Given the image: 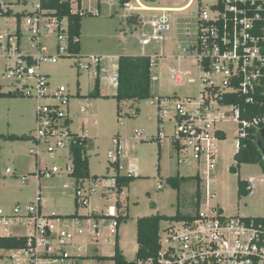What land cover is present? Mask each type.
I'll use <instances>...</instances> for the list:
<instances>
[{
  "label": "rangeland",
  "instance_id": "rangeland-1",
  "mask_svg": "<svg viewBox=\"0 0 264 264\" xmlns=\"http://www.w3.org/2000/svg\"><path fill=\"white\" fill-rule=\"evenodd\" d=\"M214 1L156 0L150 3L148 0H131L132 6L140 8L126 14L124 7H120L117 0H82L81 12L90 14L83 16L81 21L80 61H85V58L90 56L100 58L104 64L101 70L105 71L107 77L111 70L116 69L119 56H149L152 60L151 77L153 79L150 99L130 101L118 106L113 97L116 88L109 84L104 74L101 73L97 80L94 76L96 70L94 66L86 71H78L76 63L78 60L73 57L65 56L58 59L56 64L42 63L39 66V72L47 76V91L50 94L57 88L63 87L71 96L70 103L76 106L71 127H77V132L90 140L86 152L89 173L101 179L96 186L91 180L82 183L84 189L91 185L94 190L90 195L89 207L81 208L77 213L86 215L95 212L98 215L108 216L107 208L109 206L116 208V202L121 201L128 214L126 222L120 225V246L126 260H133L135 257L137 218L157 214V212L166 216H172L176 212L192 215L197 210L195 196L197 183L194 177L199 171L203 179H206L203 174L204 163L196 165L193 161H189L191 157L184 153L179 154V158L188 157V163L177 164L178 155L172 144L176 120L174 117H169L164 118L163 123H160L158 110L152 104V100L158 97L177 96L183 105L184 112L195 113L196 110L186 105L185 100L186 97H190L193 102H200V91L205 85L201 79L204 73L196 63V52L192 49L187 52L185 47L196 43L198 10ZM2 2L5 7L12 10L13 14L9 17H0V33L18 35L17 45L23 55L36 54L38 43L54 52V35H50L45 29L50 22L48 17L41 18L39 34L34 37V40H31L33 34L25 25L26 13L35 10L38 0H27L26 4L20 0H2ZM21 12L25 15L18 21L14 14ZM135 14L140 16L143 23L131 32L126 25V17ZM161 16L174 19V31L167 34L164 39L155 38L152 28V22ZM143 38L147 40L146 44H141ZM178 57H181L179 62ZM14 61L13 57L0 58V92L2 93L14 91L25 83L24 80L17 83L3 77L5 65L13 64ZM174 69L189 72L190 76L184 83L177 85L172 80L171 72ZM210 80L216 85H222L217 77H211ZM95 82L99 84L100 96L93 98L90 94L94 91ZM77 92L84 97H76ZM86 98L90 101L89 110L94 117L80 114L78 110L79 101ZM54 102L56 100L51 97L36 99L19 96L0 99V135H30L35 128V109L38 103L43 107ZM210 105L214 108L218 107L215 100H211ZM137 108L139 112L136 114ZM219 110L221 112L222 109ZM86 117L87 121H84L83 118ZM217 126L224 133L225 138L215 142L217 165L208 178L207 185L208 192L213 197H208L206 206L205 186L201 184L204 180L198 177L197 179L201 180L199 184L202 192L199 206L203 210L209 206L219 207L225 216L264 218V175L260 166L242 165L237 174L230 173L229 167L235 164L233 156L237 151V124L233 116H228ZM115 139L119 140L122 148L123 170L119 172V175H126L129 171L128 174L136 178L121 193L115 189H111L108 193L106 179L115 175V170L109 163L111 159L108 157V152L113 151L115 154L116 148L113 144ZM34 146L31 140L0 142V209L10 212L18 205L24 213L29 203L35 201L36 194L40 193L41 210L44 216L73 215L76 211L75 179L69 176L66 170V165L70 164L69 151L64 149L48 153L43 150L42 144L39 156L36 157L30 152ZM36 162L41 170L55 164L60 171L51 179L37 181L34 175L37 171ZM7 168L13 174H6ZM22 176L28 179L27 183H22L20 179ZM176 176L184 180L175 190L166 182V178ZM249 178H253L256 184L254 194L238 197L237 181H247ZM37 182L40 183V189ZM64 184L68 185L67 189H63ZM101 219L99 223H96L94 219L78 222L74 218H66V229L72 234V239L68 240V245L62 248L67 255L75 258L63 261L51 259L48 264H74L75 261L77 264H101L88 256L98 254L111 256L115 239L114 236L108 235V227L113 221L110 218ZM53 223L56 229L61 228V222L54 220ZM96 225L101 230V238H103L101 242L104 243L97 251L90 246L93 244L97 246L95 241L93 243L96 236L90 233ZM79 226L83 234L73 236ZM165 226L166 223H162L160 228ZM19 233L26 235L27 232L13 227L7 230L0 229V236ZM107 236L110 238L105 243L104 239ZM53 245L57 248L56 242ZM23 258L21 252L0 250V264H30ZM48 260L43 264H47Z\"/></svg>",
  "mask_w": 264,
  "mask_h": 264
},
{
  "label": "built area",
  "instance_id": "built-area-1",
  "mask_svg": "<svg viewBox=\"0 0 264 264\" xmlns=\"http://www.w3.org/2000/svg\"><path fill=\"white\" fill-rule=\"evenodd\" d=\"M62 1L70 2L73 11L76 10V0ZM123 7L126 14L137 9L130 3ZM8 8L0 0V9ZM42 17L48 16L40 10L38 1L35 10L32 14H28L25 20L26 27L33 34L31 40L39 34ZM197 18L196 43L185 47L187 52L189 49L196 52V63L204 73L201 79L205 85L200 91V102L195 103L190 97H186L185 100L186 105L196 110L195 113L184 112L177 96L158 97L152 100V104L158 110L160 123H163L164 118L169 117H174L176 120L172 143L176 146L177 164L188 163V157L179 158V154L184 153H187L191 157L189 161H193L196 165L204 163L203 174L206 179H203L199 171L195 177L204 180L201 184L205 186L204 203L207 206L208 197H213L208 192V178L217 165L215 142L218 140L216 132L220 130L217 124L228 116L234 117L238 128L236 144L238 149V137H244L246 129L260 123L259 119L240 120L239 109L232 105L219 104L217 97L220 93H240L245 96V102L251 104L258 88H264V0H215L205 8H200ZM48 19L50 22L45 29L50 35H54V52L38 43L36 54L23 55L17 45L18 35L0 33V58L13 57L15 60L13 64L5 65L3 77L17 83L24 80L25 83L21 87L15 88L24 97L36 99L51 97L56 100L43 107L38 103L35 109V128L30 134V140L35 146L30 152L36 157L39 156L42 144L43 150L48 153L67 149L70 154V146L74 142L72 132L66 123L71 96L63 87L57 88L50 94L47 91V76L39 72L42 63L56 64L58 59L71 57L68 53L67 20L65 18L58 20L55 17ZM152 28L155 38L164 39L167 34L174 31V19L161 16L152 22ZM141 43L146 44L147 40L143 38ZM26 56H30L31 64L27 63ZM80 58L81 56L76 57L78 71H86L94 66L96 69L94 76L97 80L101 73L105 76V71L101 70L104 64L100 58L90 56L86 57L85 61H80ZM180 60L181 57H178V62ZM171 74L173 82L177 85L184 83L190 76L189 72L180 69L172 70ZM211 77H217L222 85L213 83ZM105 78L116 88L117 67ZM215 89L217 92L211 93ZM211 100L216 101L217 108L210 105ZM219 109H222L221 112ZM113 144L116 148L115 154L109 151L108 157L111 159L110 162H117L120 142L115 139ZM71 159L70 154V164L66 165L69 176L73 171ZM120 169L119 165L118 170ZM59 171L60 168L52 164L43 170L38 167L34 175L37 181L48 180ZM5 173L13 174L9 168ZM71 177L75 179L74 176ZM20 179L22 183L28 181L25 176ZM200 179L198 180L201 181ZM84 181L89 180H74V203L78 209L89 207L90 195L94 190L91 185L84 189L82 185ZM91 181L96 186L101 179L95 178ZM62 187L67 189L68 185L64 184ZM111 189L117 191L115 176L106 179V191L110 193ZM255 189L253 178H249L248 195L252 196ZM41 206L40 193H37L35 201L29 203L24 213L18 205L10 212L0 209V229L7 230L13 227L27 232L26 235L20 233L8 235L24 236L27 239V248L12 251L21 252L23 260L30 264H43L47 259L49 262L51 259L63 261L75 258L67 255L62 248L72 239V234L66 229V218L57 215L46 217L42 214ZM107 209L108 216L114 218L110 233L115 235L117 229L115 217L124 215V212L111 206ZM54 220L61 222V228L56 229ZM164 223L166 226L159 231V253L156 264H264V221H254L242 216H225L216 206H209L206 210L199 206L190 219ZM90 233L96 234L94 229ZM76 234H83L80 227L76 228L73 236ZM55 242L57 248L53 245ZM53 256L55 258H50ZM74 264H77V261ZM137 264H152V262Z\"/></svg>",
  "mask_w": 264,
  "mask_h": 264
},
{
  "label": "trees",
  "instance_id": "trees-1",
  "mask_svg": "<svg viewBox=\"0 0 264 264\" xmlns=\"http://www.w3.org/2000/svg\"><path fill=\"white\" fill-rule=\"evenodd\" d=\"M19 1V0H18ZM27 3V0H20ZM40 10L45 16L55 17L58 20H67V39H68V53L71 57H79L80 54V30L81 21L83 16L90 14L89 12H81V0H76V10L73 11L70 2L62 0H38ZM120 7L125 4L130 3L131 0H117ZM12 10L10 8L6 10L0 9V17L11 16ZM32 14V12H27ZM18 21L20 17L25 15V13L14 14ZM142 24V20L138 14L126 17V25L132 30H136ZM28 64H31L30 56H26ZM151 64L152 60L149 56H130L122 55L117 59V72L118 79L115 90V95L113 96L115 101L119 104L124 102H134L141 101L151 98L150 87H151ZM80 74V73H79ZM210 91V90H209ZM217 90L211 91V93H216ZM23 96L18 90L9 91L7 93L0 92V99L4 98H17ZM76 96H80L77 92ZM99 94V84L95 82L94 91L90 94V97H98ZM24 97V96H23ZM176 97V96H173ZM217 100L221 105H232L239 109L240 120L251 121L252 119H259L260 123L258 125L250 127L245 130L244 137H238V149L233 156L235 162L234 165L229 167V172L232 174H237L238 170L242 165H259L264 175V149L262 145H258L260 139L259 132L264 127V88L259 87L256 94L253 97V102L247 104L245 102V96L240 93H220L218 94ZM137 109H135V113ZM127 114V113H125ZM68 120H66L67 123ZM73 136L74 142L70 146L71 163H72V174L76 180H92L95 179L94 176L89 174L88 159L85 155V150L88 145L87 139L76 135ZM218 139H224V133L219 130L216 132ZM30 135H0L1 141L9 142H23L29 141ZM116 170V188L117 192L121 193L123 188L127 187L130 182H132L136 177L126 175L122 176L118 174L119 161L109 162ZM38 168V162H36ZM197 183V189L195 192L197 210L202 198V192L200 189L199 180L194 177ZM183 178L178 176L166 178V182L173 188L178 189ZM40 189V186L38 187ZM237 195L242 197L248 195L247 192V181L238 180L237 181ZM77 210V205L74 203ZM57 217H60L57 215ZM75 215L65 216L63 218H74ZM127 215H120L115 217L117 227L125 222ZM191 215H182L176 212L172 216H166L161 214H153L149 216L139 217L136 220V244L137 251L133 260L128 261L124 258L118 245L117 239L114 243V251L112 256H98L95 255L92 258L98 262L111 261L113 264H137L138 262H149L156 264L159 253V231L161 224L164 222L173 221H185L190 219ZM251 219V218H248ZM254 221H264V218H253ZM117 235V234H116ZM27 248V239L24 236L10 235V236H0V250H21ZM50 258H55L50 257Z\"/></svg>",
  "mask_w": 264,
  "mask_h": 264
},
{
  "label": "crops",
  "instance_id": "crops-1",
  "mask_svg": "<svg viewBox=\"0 0 264 264\" xmlns=\"http://www.w3.org/2000/svg\"><path fill=\"white\" fill-rule=\"evenodd\" d=\"M81 2H82V0H81ZM81 6H82V3H81ZM133 7H135V6H133ZM82 8V7H81ZM135 8H137V9H139L140 7H135ZM141 8L142 9H145V7L144 6H141ZM142 20V19H141ZM142 23H143V20H142ZM142 25V24H141ZM129 27V26H128ZM130 28V27H129ZM130 31L131 32H133V30L132 29H130ZM142 44V43H141ZM80 51H81V47H80ZM81 53V52H80ZM79 56H81L80 54H79ZM150 72H151V69H150ZM151 79H152V77H151ZM153 80V79H152ZM76 97H84V96H82V95H80V96H76ZM85 100H87L86 102H85ZM124 103H127V102H124ZM89 106H90V101H89V99H81L80 101H79V103H78V110H79V112H80V114H85L86 116H88V115H90L91 117H94V115L93 114H90V110H89ZM76 106H75V104H72V103H70V106H69V110H68V121H67V127H68V129L72 132V133H75L76 135H78V136H81V137H84V138H86L87 139V142H88V145H89V142H90V140L85 136V135H80L77 131V127H74V128H72L71 127V125H72V123H73V117L75 116V108ZM82 109H85V111H81ZM139 112V109L137 108V112H136V114ZM136 114H134V115H136ZM84 119V121H87V117L86 118H83ZM159 122H160V120H158ZM84 123V122H83ZM159 131V130H158ZM119 141V140H118ZM173 144V143H172ZM88 145H87V147H86V150H85V155H86V157H87V154H86V152H87V148H88ZM160 145V144H159ZM173 148H174V150L176 149L175 148V145L173 144ZM159 154V153H158ZM121 155H122V148L120 147V153H119V165L121 166V169L120 170H118V174H119V172L120 171H122L123 170V167H122V165H121V160H122V157H121ZM87 159H88V157H87ZM115 170V169H114ZM158 170H159V168H158ZM128 173H130L129 171H127V174ZM90 174V173H89ZM115 174H116V170H115ZM126 174V175H127ZM125 174H123L122 176H126ZM129 175V174H128ZM91 176V175H90ZM92 176H94L95 178H98L97 176H95V175H92ZM115 176V175H114ZM131 176V175H130ZM135 177V176H134ZM124 189V188H123ZM123 191V190H122ZM105 195V194H104ZM116 208L118 209V210H122L123 212H124V215H128V214H126V209H124V207L122 206V204H121V201L119 202V201H117L116 202ZM219 208V207H218ZM220 209V208H219ZM79 209L77 208V210L75 211V213L73 214V215H75V217H74V219H76L78 222L79 221H85V220H90V219H94L95 220V222L96 223H99L100 221H99V219H101V218H103V219H101V220H104V218H110V219H112V221H114V218L113 217H110V216H104V215H98V214H95V212H92L91 214H86V215H80V214H78L77 213V211H78ZM221 210V209H220ZM222 211V210H221ZM223 212V211H222ZM157 214H158V212H157ZM161 215H163V214H161ZM183 215V214H182ZM193 215V214H192ZM61 218H63L64 216H61V215H59ZM101 217V218H100ZM137 220V219H136ZM125 222H126V220H125ZM136 222V221H135ZM113 223V222H112ZM123 223V222H122ZM121 223V224H122ZM120 224V225H121ZM120 225L117 227V229H116V234L115 235H111V233H110V226H112V224L108 227V231H109V234L108 235H110V237L111 236H114V239L116 240L117 239V241H118V245H119V248H120V250H121V253H122V255H123V250H122V248H121V246H120ZM80 227V226H79ZM94 230H95V232H96V234H95V238H94V240H93V243H94V241H95V243L97 244V246H94V244L93 245H90L91 247H93V249H95V251H97V250H99L100 249V247H101V245H103L104 243H102L101 241L103 240V238H101L102 237V235H101V233H100V231L101 230H99L98 229V226L96 225V226H94ZM109 236H107L105 239H104V242L105 243H107L108 241H109V238H110ZM100 238V239H99ZM115 240H114V243H115ZM136 241V240H135ZM77 249H79V247L77 248ZM114 251V250H113ZM136 251H137V244H136ZM136 251H135V253H136ZM99 252V251H98ZM113 255V254H112ZM111 255V256H112ZM93 256H95V255H92V256H88V257H93ZM98 256H104V255H101V254H98ZM125 258V257H124ZM128 261H131V260H128ZM98 262V261H97ZM49 262H47V264H48ZM98 263H101V264H113V262H111V261H105V262H98Z\"/></svg>",
  "mask_w": 264,
  "mask_h": 264
},
{
  "label": "water",
  "instance_id": "water-1",
  "mask_svg": "<svg viewBox=\"0 0 264 264\" xmlns=\"http://www.w3.org/2000/svg\"><path fill=\"white\" fill-rule=\"evenodd\" d=\"M156 0H148V2L150 3H154ZM259 141H258V145H262L263 149H264V127L260 130L259 132Z\"/></svg>",
  "mask_w": 264,
  "mask_h": 264
}]
</instances>
